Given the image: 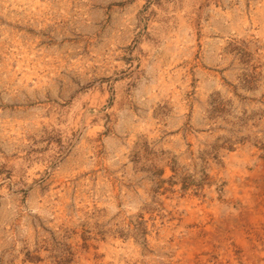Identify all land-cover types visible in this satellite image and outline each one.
I'll use <instances>...</instances> for the list:
<instances>
[{
	"label": "rangeland",
	"instance_id": "rangeland-1",
	"mask_svg": "<svg viewBox=\"0 0 264 264\" xmlns=\"http://www.w3.org/2000/svg\"><path fill=\"white\" fill-rule=\"evenodd\" d=\"M0 264H264V0H0Z\"/></svg>",
	"mask_w": 264,
	"mask_h": 264
}]
</instances>
